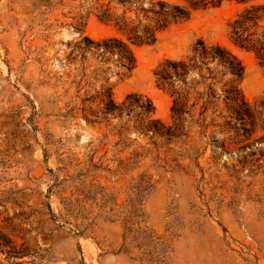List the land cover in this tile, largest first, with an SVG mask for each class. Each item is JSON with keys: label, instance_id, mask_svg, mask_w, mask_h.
I'll return each mask as SVG.
<instances>
[{"label": "rangeland", "instance_id": "obj_1", "mask_svg": "<svg viewBox=\"0 0 264 264\" xmlns=\"http://www.w3.org/2000/svg\"><path fill=\"white\" fill-rule=\"evenodd\" d=\"M262 1L193 9L154 43L137 44L99 17L108 0H0V264H264V66L231 38L238 14ZM111 7L114 16L126 10L129 26L138 16L154 24L134 7ZM85 36L123 39L136 67L83 53ZM199 39L242 61L244 77L227 79L255 109V128L202 133L187 118L168 143L134 118L123 130L114 116L86 118L95 117L84 99L112 87L117 102L147 95L155 117L174 125L173 97L155 71ZM220 105L225 123L231 114ZM77 199L81 214L69 206Z\"/></svg>", "mask_w": 264, "mask_h": 264}, {"label": "trees", "instance_id": "obj_2", "mask_svg": "<svg viewBox=\"0 0 264 264\" xmlns=\"http://www.w3.org/2000/svg\"><path fill=\"white\" fill-rule=\"evenodd\" d=\"M108 0L102 4L98 14L101 19L114 21L119 29L128 33L129 39L137 44L154 43L157 32L167 28L172 22L186 20L190 17L193 9H205L221 5L225 0H188L191 9L168 0ZM250 2L253 0H239ZM115 4L142 12L145 19H153L151 26H141L142 18L137 17L138 23L131 26L127 23L126 10L119 16L111 12V5ZM231 38L235 44L247 50L254 51L259 62L264 66V1L248 5L231 23ZM86 46L81 47L85 53L93 51L98 58L105 61L115 60L121 68L131 72L136 67V57L130 45L118 37H108L101 41H95L85 36ZM245 67L242 61L232 51L220 44H209L199 39L194 46L193 52L186 57L167 58L155 71L157 85L167 90L173 97L171 115L174 125L167 126L159 118L155 117V105L150 97L140 92L128 93L122 102H117L113 95L112 87L99 92L102 106L98 110L93 109L96 98H86L89 101V114L95 118H86L90 121L109 122L110 116L121 121L124 129L128 120L141 121L144 133L165 137L167 142L182 134L184 121L191 120L192 124L201 127L202 133L210 127L230 126L236 129L248 131L249 124L254 128L255 109L245 99L242 89L237 82L229 84L228 75H232L234 81L244 77ZM221 84V90L218 85ZM221 101L225 102L230 112L231 119L225 123L219 122L217 116L221 109ZM264 106V100L261 102ZM264 113V109L260 110ZM127 116L126 121H122ZM224 116V115H222ZM209 119V120H208ZM232 121H235L233 124ZM240 123L241 126H238ZM122 130L120 131L122 133ZM82 200H71V210L81 214L84 209L80 205ZM128 223V219L125 221ZM129 232L132 228L128 229Z\"/></svg>", "mask_w": 264, "mask_h": 264}]
</instances>
